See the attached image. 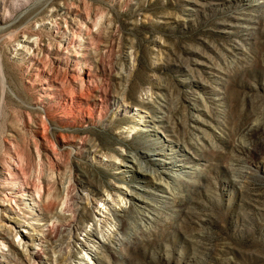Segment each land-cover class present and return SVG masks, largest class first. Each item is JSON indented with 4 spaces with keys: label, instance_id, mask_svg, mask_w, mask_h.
<instances>
[{
    "label": "rangeland",
    "instance_id": "1",
    "mask_svg": "<svg viewBox=\"0 0 264 264\" xmlns=\"http://www.w3.org/2000/svg\"><path fill=\"white\" fill-rule=\"evenodd\" d=\"M1 203L40 264H264V0H0Z\"/></svg>",
    "mask_w": 264,
    "mask_h": 264
},
{
    "label": "bare ground",
    "instance_id": "2",
    "mask_svg": "<svg viewBox=\"0 0 264 264\" xmlns=\"http://www.w3.org/2000/svg\"><path fill=\"white\" fill-rule=\"evenodd\" d=\"M75 41H77L75 39V37L70 38V37L64 36V42L67 45L77 43ZM78 45L81 46L80 43ZM53 89L55 91H58V88H56V87ZM139 130H140L139 127L134 126V131H139ZM168 155H170V154H167V156L161 158V160L158 161V165H157L158 169L156 171L152 170L153 172H151V170H150L148 172V170H142L141 169L142 170L141 172L144 175H150L153 178V187H151L152 192L154 194L155 193L156 194H158V193L162 194L164 199L168 196L167 194H169L171 192V184H170L171 180L172 181L177 180V179L180 180L179 177L183 174L182 170L184 168V166L181 165V162L178 159H176V157L171 156V155L168 156ZM137 165H138V168L141 167V166L139 167L140 164L137 162V160L135 158H132V161L130 160V162L127 163L125 167L127 168L128 171H133V168H136ZM180 170L182 173H180V176H178L177 171H180ZM16 177H17V174L15 172H13L12 176H10L8 178V180L10 179V181H13L12 179H15ZM166 181H168V182H166ZM28 189H29V187L25 183H21V185L19 187H8L7 188V190H8L7 197H4V199H2V200L7 201V202L10 201V198H18L19 200H28V201H30L32 207L36 208L38 211L42 210V208H41L43 206L42 200L39 198V196H37V195L35 196L33 194V192L31 190L29 191ZM22 195L27 196L28 198L23 197ZM126 204H127V202H126ZM0 206L9 207L8 204H4V203H1ZM145 206H147V205H145ZM121 208L124 211L126 206L123 205V203H122ZM116 211H115L114 215H117ZM77 215L79 216L80 214L77 213ZM15 219L19 220L16 217H15ZM22 222H23L24 226L30 227V225L27 221L24 220ZM95 224H97V223H95ZM42 227L44 229L46 228V231L50 230L52 228V221H50L49 223H43ZM75 227L76 226L73 224L72 226H70L69 230L74 229ZM125 229H126V224H122V225L120 224V226L118 227L119 231L117 229L115 230L117 232V233L115 232L116 233L115 235L119 234V232H121L122 230H125ZM86 234H87L86 235V239H87L86 243L87 242H93L94 240H98V242H100V243H108L106 236L105 235L101 236L100 235L101 233L98 232V230L95 227H94V229H88ZM0 239L9 242L12 247L16 248V250L20 249L23 252V255L25 256L26 264H33V260H35V262H37L35 264H40V262H41L40 257L42 254V249L40 248L41 240L38 239L37 237H33L30 239L28 238L26 240H23V238L20 237L19 241L15 242L13 239H11V234L9 233V230L7 229V227L0 226ZM86 248H88L87 245H86ZM86 250L89 252V254L93 255L95 259H97V257H98L97 248L94 245H92V248H88ZM8 251H9V249H8ZM73 258H74L73 261H75L74 264L75 263L76 264H85L82 262L83 260H79V258H77V256L75 254H73ZM18 260L19 259H17V256H15V252L12 251L10 253H6L5 247L3 246L2 242H0V264H18L19 263ZM86 264H90V263L86 262Z\"/></svg>",
    "mask_w": 264,
    "mask_h": 264
}]
</instances>
